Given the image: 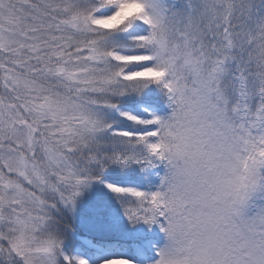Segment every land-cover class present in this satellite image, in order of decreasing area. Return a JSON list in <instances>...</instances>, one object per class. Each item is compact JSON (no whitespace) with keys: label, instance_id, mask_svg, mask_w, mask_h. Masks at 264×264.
I'll return each instance as SVG.
<instances>
[{"label":"rangeland","instance_id":"374dc122","mask_svg":"<svg viewBox=\"0 0 264 264\" xmlns=\"http://www.w3.org/2000/svg\"><path fill=\"white\" fill-rule=\"evenodd\" d=\"M91 1L0 0V259L14 253L24 264H245L240 255L264 264V192L254 194L256 130L246 82L252 72L262 83V74L242 39L246 27L264 33V0L248 15L238 0H112L95 12ZM138 18L146 29L131 34L146 51L100 54L79 38ZM113 60L130 64L123 75L153 71L166 81L162 110L115 107L135 122L153 120L152 152L162 156L152 153L158 169L149 189L88 180L59 152L83 134L141 129L109 126L93 105L69 94L121 74ZM90 185L150 193L161 237L109 250L98 236L114 225L79 218L82 234L66 228L62 219L76 217Z\"/></svg>","mask_w":264,"mask_h":264},{"label":"trees","instance_id":"16d2710c","mask_svg":"<svg viewBox=\"0 0 264 264\" xmlns=\"http://www.w3.org/2000/svg\"><path fill=\"white\" fill-rule=\"evenodd\" d=\"M114 1V0H113ZM261 0H238L246 15L250 14ZM112 3V0H92L88 5L91 12L103 9ZM146 21L141 18L126 19L105 30L80 33L84 46H94L100 54L111 51H146L147 43L131 32L146 29ZM249 28L251 30L249 31ZM243 44L252 55V66L259 67L262 83L256 84L252 72L247 75V97L253 103V116L255 130L256 152L253 158V176L256 179L258 191L264 192V33L255 31L252 27L243 29ZM110 65L121 74L113 77H105L98 85L95 82L87 84L86 92L70 89L69 94H77L78 97L91 105L99 112L102 121L109 126L121 125L124 127L141 128L134 135L118 134L111 131H96L71 138L65 147L59 149L60 154L79 172L81 176L91 180L101 181H127L151 188L157 176V162L152 158V153L161 155V150H153L152 125L153 120L146 118L143 122H135L122 117L116 112L118 106L139 108L143 106L147 111L162 110L168 98L166 81L158 72L148 71L140 76L123 75L122 72L129 68L130 64L120 60L110 61ZM148 57L141 59L140 64L148 68ZM146 68V69H147ZM91 87L93 91H91ZM64 91V90H63ZM126 161L128 164H121ZM4 170V169H3ZM146 195L115 192L101 185H90L79 197L75 204L76 217L65 214L62 219L65 227L73 232L82 234L84 228L78 221L79 218L88 219L103 225H114V228L104 230L98 236L99 244H103L109 250H117L119 247L128 246L132 249V243H142L148 238L159 239L160 230L156 227V218L150 207L154 201ZM77 239V238H76ZM4 245L5 243L2 242ZM230 247H225V251ZM235 259L233 255L229 257ZM243 259L245 264H251L248 257ZM256 256H253L254 262ZM0 264H24L14 253L9 261L5 257L0 259ZM235 264V263H234Z\"/></svg>","mask_w":264,"mask_h":264}]
</instances>
